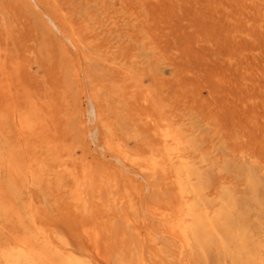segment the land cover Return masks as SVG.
Here are the masks:
<instances>
[{
  "label": "rangeland",
  "instance_id": "obj_1",
  "mask_svg": "<svg viewBox=\"0 0 264 264\" xmlns=\"http://www.w3.org/2000/svg\"><path fill=\"white\" fill-rule=\"evenodd\" d=\"M123 17L130 24L121 23ZM87 19L104 29L119 21L114 34L100 40L116 58L135 54L143 60L154 42L163 56L161 77L143 62L132 78V97V89L116 84L112 65L103 63L108 53L68 52L62 36ZM0 50L9 83L22 95L27 90L62 152L86 169L84 201L42 220L55 244H65L78 260L180 264L182 239L164 235L166 253H157L142 236L159 229L156 212L173 216L180 210L183 195L174 179L142 174L133 189L122 179L137 167L123 166L112 151L121 146L129 155L149 158L157 148L149 119L192 130L183 149L195 164L191 183L207 214L219 210L222 191L229 190L235 208H247L251 222L264 220V184L249 193L240 171L258 160L256 169L264 172V0H0ZM206 129H215L222 143L210 149ZM106 138L112 150L104 149ZM207 247L208 264H214L217 249ZM188 248L182 264H204L203 253Z\"/></svg>",
  "mask_w": 264,
  "mask_h": 264
},
{
  "label": "bare ground",
  "instance_id": "obj_2",
  "mask_svg": "<svg viewBox=\"0 0 264 264\" xmlns=\"http://www.w3.org/2000/svg\"><path fill=\"white\" fill-rule=\"evenodd\" d=\"M54 8L56 12L61 11L57 6ZM110 22L107 29L90 19L82 22L79 28L71 26L70 35L62 36L69 44L68 48L65 47L68 52H84L87 57L100 53V49L101 57H106L108 53L109 58H103V63L112 65L111 68L116 71V78H113L116 84L128 86L132 89L129 95L134 97L136 92L132 87V78L138 76L140 66L143 62L149 63L146 71L159 78L162 73L157 67L163 56L153 42L145 50L147 54L143 60L135 54L116 58L112 47L100 41L102 35L106 36L103 39H107L114 34V23L119 21ZM121 23L130 24V21L123 17ZM142 40L145 43L146 39ZM6 62L0 50V264H85L65 244L59 241L55 244L52 231L42 220L49 218L48 215L54 216L52 214L63 205L72 207L84 201L86 186H89L86 169L83 164H77L78 160L73 156L62 152L48 119L30 101L27 90L22 95L18 85L14 87L9 83ZM146 123L155 132L157 141V148L149 158H136L122 150L121 146L112 150L107 138L104 144V149L112 150L123 166L137 167L134 173L123 176L122 180L128 186L135 189L136 176L161 174L166 180L174 179L183 195L177 214L171 216L164 211L154 214L159 229L151 227L146 230L142 235L144 241L149 246L151 244L154 252L166 253L162 244L164 235H169L171 240L182 239L184 245L178 251L180 264L187 245L197 248L195 253H203V262L208 264L209 258L204 251L213 244L217 249L214 264H264L263 218L251 222L245 215L249 212L247 208H241V205L235 208L233 204L236 200L229 190L222 191V203L212 215L207 214L206 202L197 197L198 193L191 183L196 175L195 164L183 149V144L188 146L192 130L160 126L151 119ZM206 134L212 144L210 149L222 143L215 129H206ZM258 163V160H253L249 168H240L249 193H253L256 184H264V179L260 177V172L263 176L264 172L256 169ZM225 167L229 169L230 164H225ZM192 208L196 209L193 211ZM220 209L226 213L223 214ZM139 264L146 263L141 260Z\"/></svg>",
  "mask_w": 264,
  "mask_h": 264
}]
</instances>
